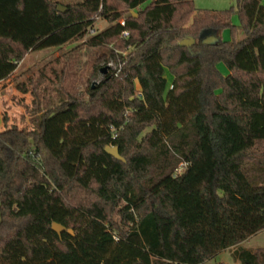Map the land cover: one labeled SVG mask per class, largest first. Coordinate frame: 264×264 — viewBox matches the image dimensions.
Segmentation results:
<instances>
[{
    "label": "trees",
    "instance_id": "obj_1",
    "mask_svg": "<svg viewBox=\"0 0 264 264\" xmlns=\"http://www.w3.org/2000/svg\"><path fill=\"white\" fill-rule=\"evenodd\" d=\"M100 18L111 25L85 46L106 48L99 60L131 48L121 74L31 130L0 132V264H205L263 231L264 0L219 13L193 0H0V82ZM212 32L215 45L181 46ZM234 257L264 264V248Z\"/></svg>",
    "mask_w": 264,
    "mask_h": 264
},
{
    "label": "rangeland",
    "instance_id": "obj_2",
    "mask_svg": "<svg viewBox=\"0 0 264 264\" xmlns=\"http://www.w3.org/2000/svg\"><path fill=\"white\" fill-rule=\"evenodd\" d=\"M193 3L197 11L219 13L231 8L237 10V0H193ZM123 20L124 18L120 19V21ZM233 22L236 26L239 25L237 14L233 16ZM110 25L106 18H100L93 26L94 35L87 34L81 40L61 48L29 53L18 65L17 70L9 78L0 82V132L11 125L28 130L33 129L36 115L42 114L51 105L60 103L68 95L87 100L90 90L93 87L95 89L104 80L105 76L101 74V67L109 60L114 61L115 65H120L123 71L127 64L125 58L132 52L131 48L115 49V58L99 60L106 48L85 46V43ZM221 38L223 41H231L230 30L223 31ZM238 38L241 40V33ZM219 69L224 75L228 74L225 65L221 64ZM166 78L171 84L173 77L168 71H166ZM38 80H41L37 88L40 95V113L35 112L37 103L34 85ZM136 87L139 89L137 82ZM256 151L261 153V158L264 159V145H259ZM241 248L251 251L264 248V230L239 246L221 252L205 264H240L235 259L234 252Z\"/></svg>",
    "mask_w": 264,
    "mask_h": 264
},
{
    "label": "water",
    "instance_id": "obj_3",
    "mask_svg": "<svg viewBox=\"0 0 264 264\" xmlns=\"http://www.w3.org/2000/svg\"><path fill=\"white\" fill-rule=\"evenodd\" d=\"M58 11L60 13H65L66 12V10L62 6L58 7ZM218 42H220L218 34L216 32H212V33L204 36L203 38H201L200 41H198V42L195 39H186V40L181 42V46H183V47H191V46H193L196 43H198L200 45H215ZM101 74L105 76L107 74V69L106 68L101 69ZM105 151L109 155H111L112 157H114V158H116V159H118L120 161H124L123 158L119 155V150H118L117 147L108 146V147H106ZM52 230L54 232H56L58 235H61L64 232V228L61 227L60 225H57V224H54L52 226ZM69 233L72 234V231H69Z\"/></svg>",
    "mask_w": 264,
    "mask_h": 264
},
{
    "label": "built area",
    "instance_id": "obj_4",
    "mask_svg": "<svg viewBox=\"0 0 264 264\" xmlns=\"http://www.w3.org/2000/svg\"><path fill=\"white\" fill-rule=\"evenodd\" d=\"M120 24L122 27H125V21H120ZM94 35L95 34V30L93 28H90L88 31V35ZM122 37L125 39L129 38V32L124 30L122 33ZM106 68L107 69V73L112 74L115 77H118L121 74V70L122 67L120 65H115L114 61L109 60L108 62L104 63L101 67V69ZM171 88H173V85H171Z\"/></svg>",
    "mask_w": 264,
    "mask_h": 264
},
{
    "label": "crops",
    "instance_id": "obj_5",
    "mask_svg": "<svg viewBox=\"0 0 264 264\" xmlns=\"http://www.w3.org/2000/svg\"><path fill=\"white\" fill-rule=\"evenodd\" d=\"M173 80V79H172Z\"/></svg>",
    "mask_w": 264,
    "mask_h": 264
}]
</instances>
